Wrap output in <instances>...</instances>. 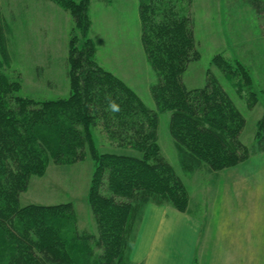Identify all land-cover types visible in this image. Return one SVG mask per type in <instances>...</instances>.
<instances>
[{
  "label": "trees",
  "instance_id": "1",
  "mask_svg": "<svg viewBox=\"0 0 264 264\" xmlns=\"http://www.w3.org/2000/svg\"><path fill=\"white\" fill-rule=\"evenodd\" d=\"M53 1L69 11L83 37L78 44L72 35L68 39V95H19V73L0 62V264H132L129 254L147 203L188 211L187 192L156 141L157 111L96 62L93 40L86 36L89 0ZM137 1L138 37L155 75L150 96L169 112L179 164L203 169L214 182L220 169L264 150V111L248 146L239 137L245 116L209 69L200 87L182 82L188 63L198 59L192 0ZM250 7L262 13L264 1L250 0ZM3 24L0 17V32L9 30ZM1 39L4 61L8 48ZM213 63L253 107L255 91L244 67L218 53ZM106 97L121 111L106 110ZM86 155L93 160L86 193L90 228L71 201L19 204L29 178L49 162L71 165Z\"/></svg>",
  "mask_w": 264,
  "mask_h": 264
},
{
  "label": "rangeland",
  "instance_id": "2",
  "mask_svg": "<svg viewBox=\"0 0 264 264\" xmlns=\"http://www.w3.org/2000/svg\"><path fill=\"white\" fill-rule=\"evenodd\" d=\"M38 0H0V17L4 22L1 38L7 48L17 50V45L24 43V33L29 29V39L34 49L48 44L53 58L44 71L36 69L25 48L22 56L12 65L10 57L0 62L9 70L19 73L18 94L30 98H56L67 96L69 79L66 76L67 50L69 37L72 35L80 43L83 37L75 27L69 11L53 0H43L44 8L35 6ZM264 1V0H263ZM137 0H89L87 15L89 28L86 36L94 43L96 62L112 74L120 77L131 86L143 102L154 108L158 114L157 138L161 153L167 158L173 171L182 180L188 201L205 198L207 189L213 183L212 176L203 169H183L179 164L178 154L170 132L168 131V111L156 107L150 96L149 83L155 80L154 72L149 68L140 45L139 13ZM29 9V11H27ZM190 10L194 17V34L198 47V59L188 63L182 76V82L188 87H200L205 81L209 69L225 87L233 102L247 120L243 139L247 145L253 141L254 120L264 109V12L257 13L250 7V0H192ZM31 22H43L46 35L38 27L24 29V17ZM25 22V21H24ZM45 37V38H44ZM10 46V47H9ZM221 54L230 60H237L248 72L250 88L255 91L256 108L247 106L244 93L235 90L230 76L213 63V55ZM9 55V52H8ZM39 55V54H38ZM41 56V55H40ZM39 58V57H38ZM37 58V59H38ZM43 76H42V75ZM234 77V81L236 80ZM47 79V80H46ZM260 108V112H259ZM96 135V133L94 132ZM96 138L97 135H96ZM98 143V140H97ZM99 144V143H98ZM107 148V147H106ZM93 160L86 155L84 160L71 165H56L49 162L42 174L29 178L28 187L19 196V204L60 203L71 201L81 224L90 228V208L87 190L92 174Z\"/></svg>",
  "mask_w": 264,
  "mask_h": 264
},
{
  "label": "crops",
  "instance_id": "3",
  "mask_svg": "<svg viewBox=\"0 0 264 264\" xmlns=\"http://www.w3.org/2000/svg\"><path fill=\"white\" fill-rule=\"evenodd\" d=\"M41 3L45 4L38 0L35 6L44 8ZM23 19L25 30L36 26L46 35L42 21ZM28 33L29 29L17 50L9 48L10 62L16 65L27 48L30 62L35 61L34 76L36 69H43L44 74L53 58L51 50L48 44L34 49ZM263 111L262 104L254 126ZM246 126L247 120L239 136L245 144ZM254 130L250 131L252 140ZM205 187V198L189 200L188 211L147 203L129 254L132 264H264V150L220 169L214 182Z\"/></svg>",
  "mask_w": 264,
  "mask_h": 264
},
{
  "label": "clouds",
  "instance_id": "4",
  "mask_svg": "<svg viewBox=\"0 0 264 264\" xmlns=\"http://www.w3.org/2000/svg\"><path fill=\"white\" fill-rule=\"evenodd\" d=\"M106 99H108V105L106 110L112 113H118L121 111V107L116 101L112 100L111 97H106Z\"/></svg>",
  "mask_w": 264,
  "mask_h": 264
}]
</instances>
